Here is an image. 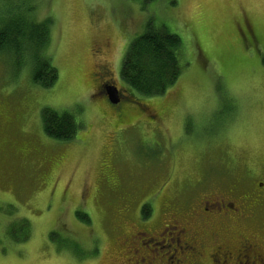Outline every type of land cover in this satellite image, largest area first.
<instances>
[{
  "label": "rangeland",
  "instance_id": "374dc122",
  "mask_svg": "<svg viewBox=\"0 0 264 264\" xmlns=\"http://www.w3.org/2000/svg\"><path fill=\"white\" fill-rule=\"evenodd\" d=\"M3 11V24L46 23L56 78L36 84L34 52L0 49V264H171L136 250L149 235L135 233L159 232L165 206L210 184L261 199L239 228L264 239V0H0ZM148 23L180 38V73L154 96L120 78ZM104 67L120 108L95 90ZM43 109L74 115V137H49Z\"/></svg>",
  "mask_w": 264,
  "mask_h": 264
},
{
  "label": "flooded vegetation",
  "instance_id": "af4514ba",
  "mask_svg": "<svg viewBox=\"0 0 264 264\" xmlns=\"http://www.w3.org/2000/svg\"><path fill=\"white\" fill-rule=\"evenodd\" d=\"M251 30L247 24L245 31L242 30L249 41L253 40ZM103 72L106 77L95 90L105 93V87L113 83L107 68L104 67ZM120 98L122 100L124 96L120 95ZM122 102L114 107L120 108ZM115 116L117 119L121 112ZM150 117L154 118V115ZM198 186L203 185L197 182L191 187L194 193ZM205 187L198 189L200 192L191 198L185 194L187 199L183 202L175 200V207L165 206L163 211L169 216L168 221L159 232L149 229L135 233L138 237L141 233L149 235L142 242L144 246L140 244L135 249L143 247L152 253V257L159 254L160 261L165 259L171 264H202L205 259L213 264H264V239L239 228L258 215L261 199L252 198L249 193L248 196L240 194L234 183L228 189H219L217 184Z\"/></svg>",
  "mask_w": 264,
  "mask_h": 264
},
{
  "label": "trees",
  "instance_id": "16d2710c",
  "mask_svg": "<svg viewBox=\"0 0 264 264\" xmlns=\"http://www.w3.org/2000/svg\"><path fill=\"white\" fill-rule=\"evenodd\" d=\"M143 1L151 2L153 0ZM6 12L3 11V14L0 15V24H2L0 26V49L10 44L9 47H13V52L17 55H23L28 51L34 52L33 81L40 86H52L56 73L50 60L44 54L46 52L44 44L49 39L46 23H26L17 19L3 24V19L9 14ZM18 26L22 27V31L18 29ZM9 29L16 30L9 34ZM8 40L10 42H7ZM23 41L30 45L29 48H24L25 42L23 43ZM179 46L180 38L176 34L169 32L164 27H150V23H148L145 30L134 37L125 49L120 68L121 80L142 95L154 96L164 93L176 81L181 70L177 55ZM37 51L41 54H36ZM41 118L43 131L49 137L57 140L74 137L76 122L71 113L43 109ZM144 209L142 208L143 212H145Z\"/></svg>",
  "mask_w": 264,
  "mask_h": 264
},
{
  "label": "water",
  "instance_id": "95a60500",
  "mask_svg": "<svg viewBox=\"0 0 264 264\" xmlns=\"http://www.w3.org/2000/svg\"><path fill=\"white\" fill-rule=\"evenodd\" d=\"M116 94H117V90L115 89V87L110 86L107 88V96L110 102L112 103L118 102V98Z\"/></svg>",
  "mask_w": 264,
  "mask_h": 264
}]
</instances>
